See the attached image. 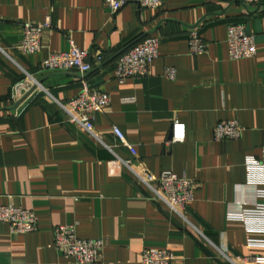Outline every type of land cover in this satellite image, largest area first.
<instances>
[{
  "label": "crops",
  "instance_id": "crops-1",
  "mask_svg": "<svg viewBox=\"0 0 264 264\" xmlns=\"http://www.w3.org/2000/svg\"><path fill=\"white\" fill-rule=\"evenodd\" d=\"M257 7L163 0L157 10L130 3L112 13L102 0H0V206L28 209L38 220L37 231L26 235L0 223V264H76L54 248L58 225L102 240L99 264H140L143 249L169 250L173 264H228L220 257L225 249L264 264V246L248 244L264 236L248 233L241 216L260 202L244 168L264 147V3ZM46 15L52 27L42 33L40 52L21 55V24ZM231 24L254 36V58L230 60ZM192 31L207 45L201 55L189 53ZM148 37L158 38L159 55L147 75L116 81V55ZM71 45L89 51V73L42 70L49 54ZM166 68L175 70L173 81ZM80 79L110 98L93 118L102 144L67 123L59 107L76 97ZM174 121L185 127L183 142L171 141ZM224 121L238 122L239 139L213 140ZM129 159L135 172H171L195 183L186 221L138 182L121 162Z\"/></svg>",
  "mask_w": 264,
  "mask_h": 264
},
{
  "label": "built area",
  "instance_id": "built-area-1",
  "mask_svg": "<svg viewBox=\"0 0 264 264\" xmlns=\"http://www.w3.org/2000/svg\"><path fill=\"white\" fill-rule=\"evenodd\" d=\"M251 6H258L264 0H240ZM102 3L112 13H116L127 4L135 3L147 9L157 10L162 7L163 0H102ZM52 18L46 15L41 23H22L19 51L23 56H31L40 52L42 33L51 29ZM226 46L230 60L254 58L256 54L255 38L245 31L242 24L228 25L226 30ZM188 48L191 55H201L207 45L196 31H192L188 38ZM159 40L148 37L120 54L115 63L114 78L119 83L128 79L144 77L148 73L150 64L158 58ZM89 51L79 50L71 45L66 52L51 53L42 63V70L49 72H75L81 77L92 69L88 61ZM166 79L173 81L176 72L173 68L164 71ZM79 93L65 104H59L61 111L67 118V123L85 131L90 137L102 144L100 136L95 132L93 118L95 114L104 112L110 105L109 96L97 88L91 87L85 79L79 81ZM236 121L218 123L213 130V140L216 142L237 140L242 132ZM112 134L118 143L125 147L132 156L136 151L130 145L123 133L117 127H112ZM185 127L174 121L171 127V141L183 142ZM130 169L140 184L149 188L154 198L164 203L170 211L186 221L185 211L193 201L196 185L185 177H177L171 172L154 175L146 169L135 172L131 159L121 161ZM115 166L114 162L108 163ZM247 181L256 188L258 202L252 209L242 211L243 224L248 233L264 236V147L261 148L260 158L247 157L244 161ZM112 174V170L109 171ZM259 177L253 178V173ZM0 223L7 224L13 235H26L36 232L38 220L35 214L23 208L11 205L0 206ZM249 245L264 246V239L249 240ZM53 245L57 252L65 258L73 259L76 264H99L102 261L104 244L102 240L81 239L76 234V225H58L53 229ZM221 259L228 264H260L256 256H229L225 250H219ZM175 257L169 250L143 249L140 264H173Z\"/></svg>",
  "mask_w": 264,
  "mask_h": 264
},
{
  "label": "water",
  "instance_id": "water-1",
  "mask_svg": "<svg viewBox=\"0 0 264 264\" xmlns=\"http://www.w3.org/2000/svg\"><path fill=\"white\" fill-rule=\"evenodd\" d=\"M262 5H263V3L260 4V5H258L257 10H258ZM140 40H141V39H138V40L134 41L131 45H129L128 47H126L125 49H123L122 51H120L116 56L118 57V56H119L120 54H122L124 51H126L127 49H129L130 47H132L133 45H135L136 43H138Z\"/></svg>",
  "mask_w": 264,
  "mask_h": 264
},
{
  "label": "trees",
  "instance_id": "trees-1",
  "mask_svg": "<svg viewBox=\"0 0 264 264\" xmlns=\"http://www.w3.org/2000/svg\"><path fill=\"white\" fill-rule=\"evenodd\" d=\"M124 52H126V51H124ZM124 52H123V53H124ZM117 58H118V57H117Z\"/></svg>",
  "mask_w": 264,
  "mask_h": 264
}]
</instances>
